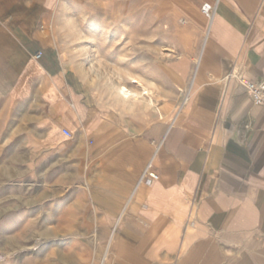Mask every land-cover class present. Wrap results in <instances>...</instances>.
Listing matches in <instances>:
<instances>
[{
  "label": "crops",
  "instance_id": "crops-1",
  "mask_svg": "<svg viewBox=\"0 0 264 264\" xmlns=\"http://www.w3.org/2000/svg\"><path fill=\"white\" fill-rule=\"evenodd\" d=\"M73 23L91 26L100 66L186 85L175 118L74 73ZM239 78L264 82V0H0V115L21 146L93 165L61 178L79 185L69 226L94 229L63 264H264V105Z\"/></svg>",
  "mask_w": 264,
  "mask_h": 264
},
{
  "label": "rangeland",
  "instance_id": "rangeland-1",
  "mask_svg": "<svg viewBox=\"0 0 264 264\" xmlns=\"http://www.w3.org/2000/svg\"><path fill=\"white\" fill-rule=\"evenodd\" d=\"M90 27L73 23L69 28L62 57L72 71L95 90L107 97L116 95L118 100L115 87H131L132 78H140L155 89V106L146 100L132 103L150 106L149 120L175 118L187 86L173 84L168 69L165 82H159L155 68L100 66L108 62L102 61V54L92 46ZM16 123L0 115V264H63L61 255L76 252L82 237H92L94 229L69 226L76 216L68 207L77 199L79 185L66 184L61 178H75L78 171L87 174L93 165L79 163L78 152L72 149L66 163L61 155H46V151L21 146L26 131H20Z\"/></svg>",
  "mask_w": 264,
  "mask_h": 264
},
{
  "label": "bare ground",
  "instance_id": "bare-ground-1",
  "mask_svg": "<svg viewBox=\"0 0 264 264\" xmlns=\"http://www.w3.org/2000/svg\"><path fill=\"white\" fill-rule=\"evenodd\" d=\"M132 84L133 86L128 87L125 84H118L115 88L117 95L119 96L120 100H122L124 103L129 102H137L139 100H146L148 105L155 106L154 102V91L152 88L147 86L146 84L142 83L140 79L132 78ZM184 91V92H183ZM182 94V103L186 101L188 98L187 96V89L183 90ZM146 104V105H147ZM182 105V104H181ZM150 108V106H148Z\"/></svg>",
  "mask_w": 264,
  "mask_h": 264
},
{
  "label": "built area",
  "instance_id": "built-area-1",
  "mask_svg": "<svg viewBox=\"0 0 264 264\" xmlns=\"http://www.w3.org/2000/svg\"><path fill=\"white\" fill-rule=\"evenodd\" d=\"M213 10L214 8L205 7L202 9V13L211 16ZM40 55L41 52L39 51L35 54V57L38 58ZM238 81L248 90L254 104L264 105V82L254 83L243 78H239ZM64 134L69 136L68 131H64ZM157 179L158 175L151 171V164H148L142 173L141 182H143L145 185H150Z\"/></svg>",
  "mask_w": 264,
  "mask_h": 264
}]
</instances>
